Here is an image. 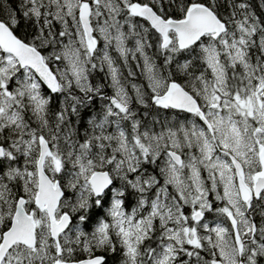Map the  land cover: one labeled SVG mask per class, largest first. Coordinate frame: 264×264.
Returning <instances> with one entry per match:
<instances>
[{
	"label": "snow or ice",
	"instance_id": "6c2138e0",
	"mask_svg": "<svg viewBox=\"0 0 264 264\" xmlns=\"http://www.w3.org/2000/svg\"><path fill=\"white\" fill-rule=\"evenodd\" d=\"M0 264H264V0H0Z\"/></svg>",
	"mask_w": 264,
	"mask_h": 264
},
{
	"label": "trees",
	"instance_id": "16d2710c",
	"mask_svg": "<svg viewBox=\"0 0 264 264\" xmlns=\"http://www.w3.org/2000/svg\"><path fill=\"white\" fill-rule=\"evenodd\" d=\"M256 3H257V5H258V3H259V0H256Z\"/></svg>",
	"mask_w": 264,
	"mask_h": 264
}]
</instances>
